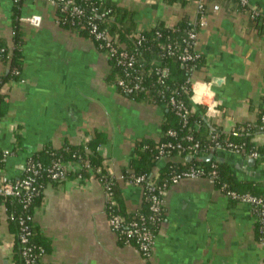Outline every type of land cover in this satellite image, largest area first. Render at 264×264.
<instances>
[{
    "label": "crops",
    "instance_id": "0c3cea01",
    "mask_svg": "<svg viewBox=\"0 0 264 264\" xmlns=\"http://www.w3.org/2000/svg\"><path fill=\"white\" fill-rule=\"evenodd\" d=\"M102 1L131 11L139 30L159 22L168 26L182 20L197 22L199 1H203L205 22L198 27L196 40L203 65L192 73L191 109H201L213 128L226 133L256 122L264 92L261 20L252 19L235 0ZM250 4L264 11V0H250ZM13 8L14 0H0V38L9 45ZM21 16L26 34L21 78H8L1 87L8 103L0 119V147L9 153L4 173L18 178L27 158L46 146L81 145L102 133L100 153L107 170L121 188L127 209H139L141 189L127 181L123 169L130 167L139 140L159 139L167 104L134 101L122 94L107 79L106 55L86 35L58 25L51 3L23 0ZM32 17L37 21L31 22ZM8 72V63L0 60V80ZM213 103L220 113L207 117V107ZM253 139L264 143V134L256 133ZM220 153L229 156L231 161L225 163L240 181H264V159H255L249 166V157L224 150L215 155ZM182 159L178 154L171 158L179 163ZM166 163L159 161L153 172L160 174ZM106 198L103 183L93 175L48 184L34 216L36 230L47 244L39 263L264 264L252 205L230 199L206 177L183 179L169 187L166 218L149 258L135 246L119 242L108 222ZM14 240L1 208L0 264H17Z\"/></svg>",
    "mask_w": 264,
    "mask_h": 264
},
{
    "label": "trees",
    "instance_id": "16d2710c",
    "mask_svg": "<svg viewBox=\"0 0 264 264\" xmlns=\"http://www.w3.org/2000/svg\"><path fill=\"white\" fill-rule=\"evenodd\" d=\"M83 5H89L90 1L79 0ZM100 10L110 9L107 17L104 19L97 17L102 27L107 28L112 35L117 36L119 41H125L128 49L135 55L134 67L130 68L131 77L127 79L141 75V87L135 90L133 93L124 92L123 89L117 85L119 79L125 78V66L118 63L119 57L108 56L107 49L100 45V42L95 40L96 47L106 55L108 63L110 65V72L107 76L108 81H113L117 85L118 90L129 99L134 101H147L157 105H163L169 100L171 95H174L177 99L184 101L186 108L189 110L187 114L184 111H180L178 108L167 104L164 110V121L160 126L159 139L143 138L139 140L135 145V155L131 160L130 167L123 169L124 177L127 179L131 172L136 175H146L147 177L153 172L154 166L159 163V145L162 142L167 141H181L185 145H189L187 136L192 135L194 141L200 142V148L195 151H186L183 156L187 158L188 155L204 156L211 151V145L214 142L211 139V135H216L215 142L223 143L225 141H232L235 143H243L246 152L257 151L260 158L264 159V143L256 142L253 137L256 133H263V117H264V92L262 95V103L257 111V120L255 123H244L236 127L230 133L223 132L217 127L213 128L203 115L201 109L192 111L191 102V84L189 78L195 69L203 65V58L200 56L195 61L182 62L175 55L167 53V44L173 40L181 39L185 35V29L187 27V20H182L174 26L165 25L164 22H159L155 26L149 29L141 30V42L135 46L136 42L135 33L138 30L136 22L133 18V13L126 8H121L113 4H108L102 0H92ZM187 0H167L168 3L178 2L185 3ZM23 0H14V8L12 15V29L13 37L12 44L9 45L7 41L0 38V60L8 63L9 72L3 76L0 80V119L8 111V103L6 96L1 92V87L6 79H20L21 71L24 62V44L26 42V34L22 25L21 7ZM62 20H65L62 24L63 27L72 30V22L77 19H72L70 15L62 14ZM261 20L264 24L263 19ZM83 34L87 31L84 30ZM162 68H167L166 73L161 72ZM160 78L162 80L160 81ZM173 130L175 135H169L168 132ZM18 139V137H17ZM19 141V140H18ZM105 141L104 134L97 133L94 137L87 140L81 145H74L65 143L59 148L52 146H46L41 151H37L29 156L27 159L33 161L39 169L36 175V194L33 195L29 201L27 207L22 197H4L0 196V209L5 205L8 208V213L13 214V218L9 220L10 229L15 233L14 240V259L17 264H24V258L22 257V245L20 243V225L18 219L21 216L33 215L35 216V208L41 205L44 190L48 184H59L71 177H77L85 179L90 176L98 178L102 183H109V190L111 192L112 200L116 202L111 206L110 202L106 203V211L110 209L114 213L121 214L127 221L140 220V216L146 217L145 225L149 226L155 233H159L160 228L166 218V210L160 213H151L150 203L148 200L143 199L141 201V207L137 210L130 211L127 209L124 196L121 188L113 179L112 175L108 172L105 158L100 153V146ZM173 155L177 154L176 150H173ZM5 153L2 147H0V175L5 171ZM69 162L74 161L79 163V169L69 170L66 173L55 179L49 173V168L54 162ZM216 164L217 187H220L222 183L227 182L229 187L240 193H251L257 196L264 197V181L255 182L250 180L240 181L234 175V171L231 166L225 162L210 160L205 161L203 159L196 160L192 158L191 161L186 160V164L179 162H168L162 167L160 172L158 183L163 184L169 179L172 170L189 168L191 166L201 167L210 171L212 164ZM24 172L21 177L25 176ZM231 199V198H230ZM233 200V199H232ZM235 201V200H234ZM33 235L31 242L35 246V253H43L44 246L47 244L36 230L35 218L31 221ZM118 240L121 244H126V237L123 234H117ZM261 233L259 231V223H257V238L259 239ZM1 243V242H0ZM131 244H135L132 240ZM36 264H40L39 260Z\"/></svg>",
    "mask_w": 264,
    "mask_h": 264
},
{
    "label": "built area",
    "instance_id": "2783aa9c",
    "mask_svg": "<svg viewBox=\"0 0 264 264\" xmlns=\"http://www.w3.org/2000/svg\"><path fill=\"white\" fill-rule=\"evenodd\" d=\"M51 3L56 9V22L58 25L62 26L65 20H62L61 15L66 14L70 15L72 19H77V21L72 22V30L78 33L83 34V31H87V37L93 42L95 40L100 42L101 46H104L107 49L108 56L110 57H119L118 63L125 66V78L119 79L117 85L120 86L124 92L133 93L135 90H138L141 87V75L127 79L131 77L130 68L134 67L135 64V55L129 49L126 43H122L118 40L117 36L111 34V32L100 25V22L97 20V17L106 18L110 9H103L95 5L92 0L90 1L88 7L83 5L79 0H44ZM239 3L240 7L248 12L252 19L261 18L264 21V11L259 10L257 7L250 4V0H235ZM199 13L200 17L197 22L188 21L187 27L185 29V35L181 39H176L169 42L166 46L167 53L175 55L182 62L195 61L201 55L196 50V40L198 36V27L204 24V18L206 13V7L203 1H199ZM214 10L219 9L218 4L213 5ZM29 20L31 22H36L37 17H32ZM63 27V26H62ZM142 30V29H141ZM141 30L136 31L135 38L137 39L135 46L139 44L142 40ZM86 35V34H84ZM3 50V49H0ZM163 73L168 71L167 68H162L160 70ZM192 77V76H191ZM191 77L189 81H191ZM162 78H160V81ZM166 104H170L178 108L180 111H184L185 114L189 112L186 108L184 101L177 99L174 95L169 97V100ZM220 113L217 105L213 103L209 105L206 110L207 117H217ZM264 122V117H263ZM264 128V123L262 125ZM169 135H175L176 132L170 130ZM212 144L210 152H216L218 150L229 151L231 153L244 155L249 158H260L261 156L257 151L246 152L243 143H235L232 141H225L223 143L215 142L216 135L212 134L211 136ZM188 141L191 143L189 145L183 144L181 141H167L162 142L159 145V160H164L168 162H173L171 158L174 156L172 153L173 150L177 151V154L180 155L183 159V164H186V158L183 156V153L186 151H197L200 148V142L194 141L192 135L187 136ZM6 161L8 157V151H4ZM208 155V154H206ZM192 158L196 160H201V156L192 155ZM79 163L74 161L61 162L56 161L49 168V173L55 179L62 177L66 171L71 170L72 168L77 170L79 169ZM216 164H212V169L207 172V170L201 167L191 166L189 168L176 169L172 170L169 179H167L163 184L158 183L159 173L152 172L148 177L146 175H136L133 172L127 178V181L130 184H134L140 187L141 196L143 199H146L150 203V210L153 212L150 215V218L153 217V214L160 213L163 210H166V195L169 187L176 183H179L183 179L196 178V177H206L212 183H216ZM25 176L12 178L7 174L2 173L0 175V196L4 197H22L25 202V207H27L29 201L36 194V175L39 172L36 164L27 159ZM113 179L114 176H112ZM103 186L106 191V203L110 202L111 206L115 205L116 202L112 200L111 192L109 188V183H103ZM226 196L237 201L248 203L252 205L259 223V231L261 236H259L258 242L264 247V197L257 196L248 192L240 193L236 190H233L229 187L227 182L222 183L218 187ZM7 213L8 220L12 219L13 214L8 213V208L4 205L2 207ZM108 216V222L111 228L115 231L116 234H123L126 239L125 242L128 245L135 246L140 253L149 258L152 256L154 245L158 233H155L149 226L145 225L146 217L140 216V220L137 221H127L121 214L114 213L111 209L106 211ZM33 215L21 216L18 221L20 225V243L22 245V257L24 258V264H36L42 253H35V246L31 242V237L33 235L32 223ZM118 236V235H117ZM134 240L135 244H131V241Z\"/></svg>",
    "mask_w": 264,
    "mask_h": 264
},
{
    "label": "water",
    "instance_id": "95a60500",
    "mask_svg": "<svg viewBox=\"0 0 264 264\" xmlns=\"http://www.w3.org/2000/svg\"><path fill=\"white\" fill-rule=\"evenodd\" d=\"M203 160L205 161H210V160H219V161H222V162H225V161H231V159L229 158V156L227 154H223V153H220L218 155H215V152H210L208 155H204L201 157ZM187 161H191L192 160V155H188L187 158H186ZM248 165L249 166H252L255 164V159L254 158H250L248 159Z\"/></svg>",
    "mask_w": 264,
    "mask_h": 264
}]
</instances>
